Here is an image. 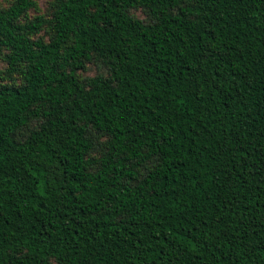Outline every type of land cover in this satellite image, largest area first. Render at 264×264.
<instances>
[{"label": "trees", "instance_id": "16d2710c", "mask_svg": "<svg viewBox=\"0 0 264 264\" xmlns=\"http://www.w3.org/2000/svg\"><path fill=\"white\" fill-rule=\"evenodd\" d=\"M34 7L0 10V264H264V0Z\"/></svg>", "mask_w": 264, "mask_h": 264}, {"label": "rangeland", "instance_id": "374dc122", "mask_svg": "<svg viewBox=\"0 0 264 264\" xmlns=\"http://www.w3.org/2000/svg\"><path fill=\"white\" fill-rule=\"evenodd\" d=\"M15 0H0V10H4L8 8ZM35 3V7L30 9L24 18H22V23L29 22L30 20L34 19L37 16H42L44 18H48L52 12V3L54 0H32ZM131 16L140 20L144 24H150L152 22V18L148 11L144 9H132L130 10ZM51 30L50 27L46 26L43 27L40 33L36 36V38H41L43 42H47L51 37ZM6 63L3 59V56H0V84L6 83H20V77L14 75L13 80H9L5 73L6 70ZM77 77L84 81L85 79L92 78L98 75L106 76L108 75V70L105 65L99 62L96 59H92L89 62L85 63L84 69L77 71ZM37 123H32L28 127L24 128L20 131L17 135L18 140H22L28 134V131L35 128ZM103 140H101L102 142Z\"/></svg>", "mask_w": 264, "mask_h": 264}]
</instances>
